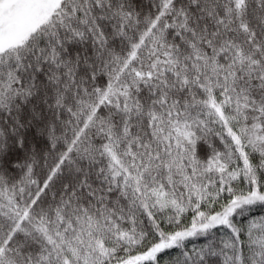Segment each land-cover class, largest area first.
<instances>
[{
	"label": "snow or ice",
	"instance_id": "6c2138e0",
	"mask_svg": "<svg viewBox=\"0 0 264 264\" xmlns=\"http://www.w3.org/2000/svg\"><path fill=\"white\" fill-rule=\"evenodd\" d=\"M0 264H264V0H0Z\"/></svg>",
	"mask_w": 264,
	"mask_h": 264
}]
</instances>
